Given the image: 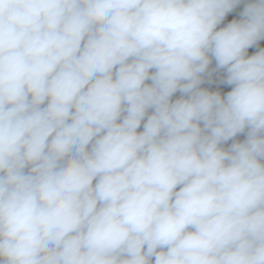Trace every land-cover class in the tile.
<instances>
[{"label":"clouds","instance_id":"9594fccd","mask_svg":"<svg viewBox=\"0 0 264 264\" xmlns=\"http://www.w3.org/2000/svg\"><path fill=\"white\" fill-rule=\"evenodd\" d=\"M0 264H264V0H0Z\"/></svg>","mask_w":264,"mask_h":264}]
</instances>
